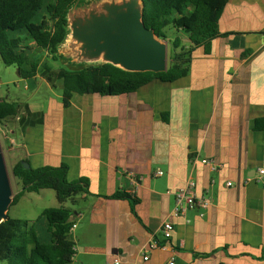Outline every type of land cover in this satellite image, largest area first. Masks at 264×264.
<instances>
[{
  "label": "crops",
  "instance_id": "1",
  "mask_svg": "<svg viewBox=\"0 0 264 264\" xmlns=\"http://www.w3.org/2000/svg\"><path fill=\"white\" fill-rule=\"evenodd\" d=\"M218 26L228 34L209 52L195 48L176 80L121 94L74 92L68 105L62 90L22 103L10 118L18 159L66 163L70 181L89 180V192L72 199L69 264H264V185L255 179L264 168V130L256 128L264 117V0H228ZM38 77L47 81L26 80ZM190 179L211 205L174 215L173 192ZM118 190L135 204L113 197ZM167 219L175 224L169 240Z\"/></svg>",
  "mask_w": 264,
  "mask_h": 264
},
{
  "label": "trees",
  "instance_id": "2",
  "mask_svg": "<svg viewBox=\"0 0 264 264\" xmlns=\"http://www.w3.org/2000/svg\"><path fill=\"white\" fill-rule=\"evenodd\" d=\"M77 0H0V55L7 65H15L22 78L44 76L55 86L62 81L63 102L70 103L74 92H98L103 95L121 94L159 78L173 81L189 71L192 53L203 46L211 50L212 40L221 35L218 21L228 0H144L143 20L159 37L167 38L170 25L183 31L189 45L182 37L171 39L172 53L167 70L129 71L105 62L81 68H54L50 60H59L60 45L69 32L67 14ZM58 69V70H56ZM22 103L0 97V123L20 114ZM256 128L264 130V117L257 119ZM29 162L28 160H26ZM68 165H45L26 168L22 160L12 168L21 179L23 188L13 199L27 191L52 188L60 201L73 199L89 192L86 177L70 181ZM115 198L127 197L133 204L136 198L129 192L116 191ZM73 207H47L34 220L9 217L0 223V264H69L75 253L76 242L71 238L75 223Z\"/></svg>",
  "mask_w": 264,
  "mask_h": 264
},
{
  "label": "water",
  "instance_id": "3",
  "mask_svg": "<svg viewBox=\"0 0 264 264\" xmlns=\"http://www.w3.org/2000/svg\"><path fill=\"white\" fill-rule=\"evenodd\" d=\"M77 0L69 9V32L60 45L70 67L109 62L129 71H165L169 65L167 38L156 35L143 20L144 0ZM62 55V54H61ZM29 168L31 164L22 160ZM13 191L0 138V223L9 219Z\"/></svg>",
  "mask_w": 264,
  "mask_h": 264
},
{
  "label": "rangeland",
  "instance_id": "4",
  "mask_svg": "<svg viewBox=\"0 0 264 264\" xmlns=\"http://www.w3.org/2000/svg\"><path fill=\"white\" fill-rule=\"evenodd\" d=\"M91 1L93 0H81L80 2L90 3ZM166 33L168 36L167 40L169 43L170 55L173 49L171 39H174L176 36H180L184 41L185 33L183 31H178L177 28L172 25L166 28ZM61 50V59L64 62L70 64L71 66H74V61H70L64 56L65 52H67L66 48ZM61 59L50 60V63L54 68L70 67ZM47 81L42 77L28 80L22 78L18 73L17 67L15 65L5 64L0 55V97H7L11 100H18L21 103L25 104L28 101L43 102L50 95L56 97V95L62 93L63 86L61 80L56 79L54 81V87H49ZM49 83L53 85L51 82ZM11 126H13V124L11 123L10 118L0 123V138L10 174L13 191L16 194L18 191H20V189L23 188V183L21 179L17 178L13 174L12 168L16 162L24 159H18L19 154H15L14 151L9 150L11 142L10 137L20 139L18 132H9V128ZM63 205L74 208L76 207V203L73 202L71 199L60 201L56 191L52 188H44L39 191L26 190L22 196L18 197L16 202L10 205L8 213L9 216L13 218L32 221L38 216H40L45 208L62 207Z\"/></svg>",
  "mask_w": 264,
  "mask_h": 264
},
{
  "label": "built area",
  "instance_id": "5",
  "mask_svg": "<svg viewBox=\"0 0 264 264\" xmlns=\"http://www.w3.org/2000/svg\"><path fill=\"white\" fill-rule=\"evenodd\" d=\"M202 161L208 164H212L214 169L218 168L211 158H203ZM153 174L161 175L163 174V170L157 169L153 172ZM255 179L264 185V168L258 169V174L255 176ZM229 184H231V182H229ZM173 193L175 195V206L172 211L174 215L185 214L188 209L199 207L202 209H207L211 205L210 197H202L197 194L196 181L193 179H190L184 186H181L174 190ZM75 225V223L72 225L71 230L75 227ZM174 229L175 224L171 219H167L163 222L162 233L166 240H169L172 237ZM158 245L159 244L157 241H154L152 243L153 247H156ZM144 258H148V256L145 255ZM115 262L119 263V258H115ZM166 264H175V257L170 258Z\"/></svg>",
  "mask_w": 264,
  "mask_h": 264
}]
</instances>
